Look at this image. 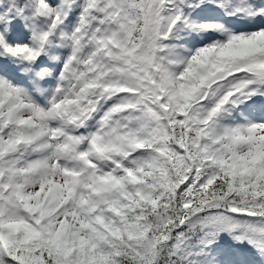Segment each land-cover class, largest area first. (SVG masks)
I'll return each mask as SVG.
<instances>
[{"label": "snow or ice", "instance_id": "snow-or-ice-1", "mask_svg": "<svg viewBox=\"0 0 264 264\" xmlns=\"http://www.w3.org/2000/svg\"><path fill=\"white\" fill-rule=\"evenodd\" d=\"M0 264H264V0H0Z\"/></svg>", "mask_w": 264, "mask_h": 264}]
</instances>
